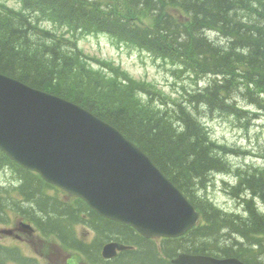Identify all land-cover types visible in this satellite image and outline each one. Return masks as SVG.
Masks as SVG:
<instances>
[{
    "label": "trees",
    "instance_id": "obj_1",
    "mask_svg": "<svg viewBox=\"0 0 264 264\" xmlns=\"http://www.w3.org/2000/svg\"><path fill=\"white\" fill-rule=\"evenodd\" d=\"M20 1L21 10L0 2V72L110 122L184 192L201 219L184 236L145 238L0 150V166L10 164L14 174L11 185L0 182V223L12 220L13 208L14 215L37 225L41 239L58 241L70 252V261L82 254L94 264H173V257L188 252L264 264V168L240 172L233 193L243 197L242 214L224 210L203 194L211 174L229 170L227 153L238 152L213 140L200 116L204 107L210 113L245 117L247 125L264 117V0ZM174 9L185 17L171 13ZM94 33L109 34L207 81L188 92L185 101L158 104V94L147 85L90 68L79 39ZM138 91L149 97L142 100ZM78 222L95 231L91 244L77 240ZM114 239L133 248L106 260L101 249ZM18 249H1L0 264L29 262Z\"/></svg>",
    "mask_w": 264,
    "mask_h": 264
},
{
    "label": "water",
    "instance_id": "obj_2",
    "mask_svg": "<svg viewBox=\"0 0 264 264\" xmlns=\"http://www.w3.org/2000/svg\"><path fill=\"white\" fill-rule=\"evenodd\" d=\"M0 150L49 183L81 197L99 215L146 238L179 237L201 213L141 147L76 102L0 72ZM32 234V225L19 230ZM13 233L11 229L3 230ZM129 245L111 241L103 256ZM173 264H248L238 257L180 253Z\"/></svg>",
    "mask_w": 264,
    "mask_h": 264
},
{
    "label": "rangeland",
    "instance_id": "obj_3",
    "mask_svg": "<svg viewBox=\"0 0 264 264\" xmlns=\"http://www.w3.org/2000/svg\"><path fill=\"white\" fill-rule=\"evenodd\" d=\"M0 2L18 10L22 9L20 0H0ZM170 12L178 14L181 19L185 17V14L180 10L174 9ZM141 21L149 23L145 17ZM59 30L62 31L60 28ZM79 49L85 53L84 60L94 71L119 75L121 79L127 78L129 84H135L131 81L132 79L140 82L141 85H147L146 88L158 94L155 95L158 104L167 102L172 105L178 100L185 101L189 96L188 92L198 89L207 81L206 79L197 81L194 76L181 68L178 69L179 67L172 62L152 55L146 50L128 45L106 33L83 35L79 39ZM136 95L142 100L149 97L145 91H138ZM239 101L240 104L245 103L243 98H240ZM200 116L210 129L213 140L228 145L238 152V154L227 153L225 157L230 165L229 170L211 174L203 194H207L224 210L242 214L244 213L243 197L235 196L233 193L234 185L239 184L243 176L242 173L240 176L242 170L255 171L264 168V117L254 119L247 125L245 117L239 120L227 112L214 111V113H210L204 107L200 111ZM11 169L10 164L5 165V167L0 166L2 185H6V183L11 185L14 175ZM2 195L4 196V194ZM13 213L14 209H9L11 218L8 219L12 220L8 224L0 223V229L5 227L16 229L22 219ZM88 227L83 222L76 224L77 240H84L87 244H91L96 235L95 231ZM21 235L22 239L18 241L14 235H5L0 232V245H3L1 249H8L9 246L19 247L20 254L30 259L26 264H31L35 260H38L39 264H94L89 260L87 261L82 254H76L78 258L76 257L68 263L67 260L72 256L71 253L65 251L58 241L41 239L38 230L29 236L25 233H21ZM234 238H237V235ZM238 240L243 242V239ZM231 242L233 241L227 243ZM261 257L264 258V254H261ZM8 264L18 263L11 260Z\"/></svg>",
    "mask_w": 264,
    "mask_h": 264
},
{
    "label": "flooded vegetation",
    "instance_id": "obj_4",
    "mask_svg": "<svg viewBox=\"0 0 264 264\" xmlns=\"http://www.w3.org/2000/svg\"><path fill=\"white\" fill-rule=\"evenodd\" d=\"M120 252H123V251H120ZM120 252H119V253H120ZM106 260H111V259H106ZM67 261H68V260H67ZM97 264H101V263H97Z\"/></svg>",
    "mask_w": 264,
    "mask_h": 264
},
{
    "label": "bare ground",
    "instance_id": "obj_5",
    "mask_svg": "<svg viewBox=\"0 0 264 264\" xmlns=\"http://www.w3.org/2000/svg\"><path fill=\"white\" fill-rule=\"evenodd\" d=\"M243 103V102H242ZM251 104V103H250ZM220 155V154H219ZM227 216V215H226ZM226 218V217H225ZM241 218V217H240ZM246 246V245H245Z\"/></svg>",
    "mask_w": 264,
    "mask_h": 264
}]
</instances>
